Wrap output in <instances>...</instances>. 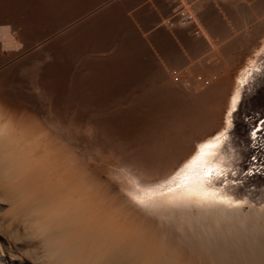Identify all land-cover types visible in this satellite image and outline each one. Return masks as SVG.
I'll use <instances>...</instances> for the list:
<instances>
[{"label": "bare ground", "instance_id": "1", "mask_svg": "<svg viewBox=\"0 0 264 264\" xmlns=\"http://www.w3.org/2000/svg\"><path fill=\"white\" fill-rule=\"evenodd\" d=\"M83 2V0H0V25L9 20L18 19L21 12L25 18L23 24L28 32L36 36H46L56 30L63 21L77 14L81 7L85 10L91 7L90 2L86 3L89 7H85L86 4L83 6ZM180 9L183 11V8ZM262 17L264 18L263 15ZM263 20L260 21L263 22ZM197 21H193V27L195 26L196 30L199 28ZM191 22L185 24H192ZM103 23L104 21L101 24ZM91 24L94 25V22ZM80 25L78 29L77 26L76 29L73 28L75 31H71L73 35H77ZM89 28L93 31L97 29ZM201 28L198 30L205 29ZM83 29L82 27V31ZM83 33L84 36L86 32ZM99 33L101 34V30ZM96 37L94 35L93 39ZM200 37L205 43H209V40L207 41L209 35L207 39L204 35ZM106 39L108 40L109 36ZM201 42L204 44L203 41ZM60 44L53 42L52 48L56 57L53 76L57 77L61 88L66 85L65 69L72 67L67 65L69 66L67 69L63 63V58L65 61L67 55H63L64 47L61 48ZM88 45H90L89 42ZM210 45L209 48L213 51ZM1 49L0 59L3 57ZM184 51L187 52L186 48ZM259 53L264 55V44L257 52L258 55ZM119 61L116 62V67L121 62ZM112 62L115 61H111V64ZM129 62H131L130 59ZM94 63L91 65L93 68ZM230 63H228L229 66ZM73 66L75 69L74 64ZM110 69L113 67L110 66ZM115 69L118 68L111 71ZM261 69L262 66L254 59L239 71L233 82L227 77L229 72L226 75L227 78L222 76L223 79H219L220 82L218 80L215 84L216 78L204 79L206 75L201 77L204 79L201 82L197 81L199 78L195 79L196 81L193 80L195 84H200L202 89L209 87L203 90L201 87L199 90L197 87L191 88L192 84L189 82L183 86L191 89L184 88L177 74H173L176 76L174 79L177 88L176 91L171 89L172 96L175 95L178 103L180 102L179 108L175 109L176 105L173 108V111L175 109L174 112L172 111L173 114L170 110L172 116L169 117L171 114L167 116L168 113L163 115L161 112L166 107L163 108L161 105L162 110L156 108L158 104L156 102L154 106L156 112H152L154 116L149 114L152 116L151 119L147 116L151 124L149 128L144 129L145 132L141 131L140 134L123 133V131L114 134L112 128L117 129L116 122L101 121L87 114L89 109L92 110L96 106V100H90L88 96L95 97L103 94L104 88L96 85L75 86V88L63 86L65 99L70 96L76 97L74 102L80 112L72 117L68 112L70 109L64 108L61 118L55 121L41 120L35 109L24 106L17 108L14 102L0 94V220H6L4 230L0 233L4 244L3 250L0 248V256H5L11 261H24L27 264H264V196L261 201L259 199V203H255L248 192L237 191L238 182L236 181L242 179L239 177L240 153L232 140L235 115L241 109L246 89L255 85L253 84L255 77L262 74ZM129 70L132 69H128L127 78H134L135 75L132 77L128 74ZM94 71L96 70L91 71L92 74L95 73ZM92 74L91 76H95ZM110 75L113 74L110 72ZM121 75L124 77L125 74ZM221 75H223L222 72ZM101 76L97 80L101 81ZM88 78L91 79L90 76ZM111 84H109L110 87ZM133 84L132 87H134ZM114 85V90L118 89L119 85L118 87H116L117 83ZM108 86L106 85L105 88ZM127 88L125 87V90L129 91L130 87ZM107 92L106 94L109 95L110 92ZM228 92H230L229 95ZM168 94L171 95V93ZM86 96L89 100L85 99ZM233 97L237 98L238 103L236 111L229 116L228 113L232 111ZM97 98L100 97L97 96ZM182 101L188 103L187 108H182L186 105ZM101 105L96 107L100 108ZM135 107H137L136 110L139 109V105ZM93 113L89 111V114L93 115ZM136 113L139 115V112ZM159 113L161 118L157 117ZM145 117L144 115L141 119ZM147 117L146 121H148ZM126 118L116 124L126 128L125 125L133 120L128 118V121ZM228 121H231L232 125ZM261 122L257 123L252 130L260 129L256 137L253 138L250 135L256 147L255 150H259V153L254 152L257 155H254V161L251 162V167L243 177L244 179L249 177L261 179L264 175V160L261 162L264 142L260 140L264 123ZM138 125L141 128V125ZM57 127H61L63 134L57 132ZM207 142L217 146L205 149L210 154L199 156V146ZM193 157H199V162H192ZM209 170L212 171L211 178L205 176V172ZM261 186L264 189V184ZM205 194H207L206 199ZM137 200H144V205L137 203ZM245 206L249 209L246 210ZM12 249L16 251L14 256L8 252Z\"/></svg>", "mask_w": 264, "mask_h": 264}, {"label": "rangeland", "instance_id": "2", "mask_svg": "<svg viewBox=\"0 0 264 264\" xmlns=\"http://www.w3.org/2000/svg\"><path fill=\"white\" fill-rule=\"evenodd\" d=\"M83 1L85 2V3L84 2L82 3L83 6L87 2H90L89 6L91 7L93 6V7L92 8L89 7L88 4L85 5V7L86 6L89 7L86 10L84 7L83 8L81 7L78 13L75 14L76 16L73 15L71 18L66 19V21H63V23H61L59 27L57 26L56 30L52 31V33H49L46 36L45 35L36 36V34L32 32L30 31L28 32L25 25L23 24L25 18L23 15H21V12H20L18 19L9 20L8 22H5L0 25V49L2 48L1 52L3 54L2 59H0V77H1L0 78V94L3 95L6 99H9L12 103L14 102L15 104L14 106H16L17 108L24 106V107H27L28 109L30 108L35 109L37 113L39 114V116L41 117V120L49 121L48 119H50L51 121L53 119V121H55L57 118L58 119L61 118V116L63 115L64 108L70 109L68 112H69V115L72 117H75L80 112V110L76 106V102H74V98L75 100L77 99L76 97L71 98L70 96L65 99L66 96L64 95V91L62 90L63 86L75 88V86L80 87V86H95L96 85L101 88L102 87L104 88V89L102 88L103 94L97 95L100 98H97V96L95 97H91L88 95L87 96L90 98V100L92 99L96 100V106L98 107L102 103L104 104H102L101 105L102 107L100 108L96 106H95L96 108L95 107L92 108V110L94 109L95 111L94 110L92 111L89 109L87 111V114L92 117L93 116L96 117L95 119H100L101 121L107 120L113 123L114 122L117 123L123 120V118L125 119L126 117H127L126 118L127 120L128 118L131 120L132 119L134 120L135 118L137 119L139 118L138 120L139 121L141 120L142 122H139L137 121V119H135L136 123H134L135 120L134 121L132 120L130 124H126L127 126L125 125L126 128H124L121 124L115 123V126L117 125L116 126L117 129L112 128L113 129L112 132L114 134L122 133V131L123 133L132 134V132H134L136 134H140L141 131L145 132L144 129L146 130V128H149L151 124V121L149 120V118L154 116V113L152 112H154L156 108L161 109L162 107L163 108L166 107L165 109L162 108L163 111H161L162 109L160 111L163 113V115L164 113L165 114L168 113L167 116H169L171 113L173 114L175 109L179 108L180 102L178 103L176 97H174L175 95L172 96L173 94L172 90L174 91L177 88V86H175L177 85V83H175V79H174L176 76H178L179 80H181L180 82L182 84V85L180 84L181 86H183V84L187 85V83L189 82V84H192L191 88L197 87L199 90V88L201 87V90H203L209 87L207 88L203 87L202 89V86L200 84L194 83L196 81L195 79L201 78L202 76L204 77V75H206L204 79L206 78L215 79L216 78L214 80V84H215V82L218 83L219 79L222 80L223 77L225 78L229 72L230 74L227 77L229 78L230 81L232 80L231 82H233V80H235L236 76L238 75L239 71L245 65H247L249 61L256 59L258 61V64L262 66V69H261L262 74H259L258 76L255 77L254 79L255 81L253 82V84L255 85H251L250 86L251 88L246 89L245 97H244L241 109L235 115V126H234V130L232 131V140H233V144L236 147V150H238V152L240 153V160L238 161L239 167H240L239 177L242 179H239L236 181L238 182L236 189L238 192H248L250 194L251 199H253L255 203H259V199L261 201V199L264 196V189L261 186L262 184H264V175L261 176V179L258 177H249V178L244 179L243 177L249 171V168L251 167L250 164L252 161H254L253 158H255L254 155H257L259 153V150H255L256 147H254L253 145L254 143H252L253 141L251 139L250 132L253 130V128L255 127L257 123L260 124L261 121H264V58H263L264 55L263 53H259V55L257 54L259 49L261 50L264 44V26H263L264 20L263 22H261L262 19H264L262 17V15L264 16V3H263L264 0H244V1L243 0H223L225 2H223L222 0H88V1L86 0L87 2L85 0ZM95 2H98V3H95ZM243 2L244 4H242ZM231 3L233 4L231 5ZM245 4H246V7H245ZM259 4L260 5L262 4V5L260 6ZM177 7L179 9L183 8V12L184 14H186L185 18L184 17L182 18L178 14L180 10L177 9ZM173 9H174V12L172 14ZM259 12L263 14H260ZM187 15L189 16L187 17ZM253 16L254 17L256 16L258 18H254ZM94 20H96V22ZM103 21L105 25H103L104 23L101 24ZM193 21L199 22L198 25L196 22V25L199 28H201L202 26L205 29L201 28L203 30L200 31L198 30L199 29L198 28L196 30L194 28L195 26L193 27L194 25ZM87 22H89L90 24L89 23L86 24ZM92 22H94V25L91 24ZM189 22H191L192 24H188V25L185 24ZM237 23H240V24H237ZM85 24L88 27H91V29H93V27L97 29H95V31L90 30V28L88 29L87 26L85 27ZM78 25L81 26L79 27L80 30L77 31L76 33L77 35H73V32L71 31H74L73 28L76 29V26L78 29ZM223 25H225L224 26L225 28L223 27ZM243 26L244 28H242ZM82 27L84 28L83 29L84 31H82ZM207 27L209 31L211 30L213 31L211 32L206 31L208 30ZM98 30L99 32L101 30V34L99 32H96ZM90 31L95 32L97 34H93ZM104 31H106V33H103ZM198 31L199 33L200 32L201 33L200 34L197 33ZM219 31L221 33H219ZM83 32L84 33L86 32L85 33L86 35ZM142 32H144V34ZM214 32L215 34L213 35ZM80 33L81 35H79ZM82 33L84 34V36L82 35ZM104 34H106L105 35L106 37L109 36L108 40L106 39ZM201 34L204 35L206 39L208 38L207 36L209 35V38L207 39V41L209 40L208 41L209 43L207 42L205 43L203 38L200 37L202 36ZM94 35L95 37L98 35L99 38H97L98 37L97 36L95 39H93ZM233 36L236 40L232 38ZM89 37L91 38L90 39L91 41L89 40ZM83 38L85 39V41H83L84 40ZM199 38H200V42H199ZM210 38L213 40H211ZM57 39H59V41ZM74 40H78L79 42L78 41L76 42ZM98 40H99V43L101 44L102 42V45L104 46L102 45L100 46V44L98 43ZM104 40L106 43L104 42ZM218 40L220 41L218 42ZM201 41H203L204 44ZM210 41L212 42L210 43ZM53 42H59V44L61 43L60 44L61 48L64 47L62 50H64L65 52L64 53L62 51L64 53L63 55L64 56L67 55L65 57V61L63 58V63H65V66L67 69L69 67L67 65H70L72 67V68L70 67L71 69H68V70L65 69L66 76H67L65 84L67 86L63 85L61 86V88H60L61 83L57 81L56 76H53V72L55 69L54 67L56 65V57H55V54L53 53L54 50L52 48ZM80 42L82 43L80 44ZM83 42H85V45L82 46ZM88 42L91 46L88 45ZM77 43L80 44V47H79V44ZM92 44L94 45L96 44V46ZM105 44H108V45H105ZM209 45L210 47L212 46L213 51L211 50V48H209ZM79 48L80 50H78ZM185 48L187 52L184 51ZM210 55H212V57L214 58H212ZM123 57H125V59H123ZM126 58L128 59L127 62H126L127 60ZM129 59L131 62H129ZM215 59L216 61L218 60L220 62H216ZM119 60L120 61L122 60V61L120 62ZM183 60H186V61H183ZM111 61H115V62H112L111 64ZM118 61L120 62L118 63L120 66L117 65L118 67H116L115 64ZM93 63H94V68L93 66H91ZM98 63L100 65L102 64L101 67H99L100 65ZM228 63H230V66ZM232 63H233V66H232ZM73 64L76 67L75 69H74ZM103 65L104 67H102ZM109 65L111 66V68L113 67V69H110ZM126 65L128 66L126 67ZM215 65H217L216 68H215ZM218 66L219 67L221 66L220 69ZM222 66H223V69H222ZM105 67H107V69ZM99 68L101 72H99L100 71ZM102 68H104L105 70ZM114 68L119 69V70L115 69L117 73L115 71H111V70H114ZM210 68H212V70ZM124 69L125 71H123ZM128 69H132V70H129L130 73L128 72V74H130L132 77L135 75L134 78H131V77L127 78L126 73ZM92 70H96V71L99 70L97 71V73L96 71H94L97 75L93 73L95 74L96 77L92 74L91 72ZM108 71H109V74H108ZM122 71L123 73H120ZM110 72L111 74H113L112 76H114V78L117 77V79H113V77L110 75ZM221 72L223 75H221ZM223 72L224 73L227 72L225 76ZM90 73L93 76H91ZM104 73L106 74L104 75ZM121 74H125L126 76L124 75L123 77ZM173 74L174 75L177 74V75L174 76ZM187 75H189L190 77L189 76L187 77ZM193 75L196 78L194 77L192 78ZM216 75H218L219 78ZM89 76L91 77V79L88 78ZM100 76H101V81L98 79L100 81L99 82L97 78L98 77L100 78ZM107 76H109L110 79ZM169 77H170V80H169ZM125 78H127L128 80ZM166 78L168 79V81ZM132 79H133V82H135L134 84L132 82ZM204 79L202 78V80ZM110 80L111 82L116 81L114 84L117 83L116 87H118L119 85L120 88L118 87V89H115L116 90L115 91L114 90L115 85L111 84ZM193 80L195 81L193 82ZM93 81L96 83L93 84L94 83ZM197 81L201 82L199 80ZM88 83L90 85H88ZM131 83L134 85V87L131 86L132 85ZM109 84H111V87ZM120 84H123V86L125 84L126 86L122 87ZM106 85L107 86L109 85V86L105 88ZM125 87L126 88L130 87L129 89L130 92L128 90H125ZM185 87L189 88L187 86ZM109 88H111L112 90L110 89L109 91L108 90ZM105 91L106 92L108 91L110 93L112 91L111 94L113 95H111L110 93L109 95H107ZM168 93H171V95ZM229 93L230 92H228V95ZM87 96L85 97V99L89 100ZM102 96H104V98ZM175 101H177V103H174ZM156 102L158 104H156ZM149 104L151 106L153 105V107H151ZM183 104L184 105L186 104V105L182 108L188 107L187 102L184 101ZM138 105H139L140 110L139 109L137 110L139 111H137L136 110L137 107H135ZM161 105L162 107H160ZM154 106L156 108H154ZM128 107H129V110H128ZM131 107H134V108H131ZM174 107L175 109L173 111ZM130 109H132L131 112H130ZM164 110H166V112H164ZM170 110H171V113H170ZM89 111L90 113L94 112L93 115L89 114ZM136 112H139V115H142L143 113L146 117L149 116V118L147 117L148 121H146L147 120L145 119L146 117L141 119V117H143L144 115L140 117L139 115H136L138 114ZM149 114H152V116H150ZM172 114L169 117H171ZM167 116H164V117H167ZM157 117L161 118L160 113L157 115ZM143 121L145 122L146 125L144 124ZM146 122L149 125H147ZM138 124L141 125V128ZM137 126L138 128H136ZM119 127L121 128V130H119L120 129ZM57 132L63 134V130L61 129V127L59 128L57 127ZM263 136H264V131H263L262 136L260 137V140H263L264 142ZM254 152L255 153L258 152V153L255 154ZM261 154L263 155V158H264V152H262ZM263 158L261 159V162L264 160ZM245 209L248 210L249 207L245 206ZM5 224H6V220H2V221L0 220V233L2 230H4ZM2 240L3 239L0 238L1 250H3L4 248V244ZM8 252H10L12 256L16 254L15 253L16 251H14V249ZM7 259L8 258H6L5 256H0V264H27L24 261L18 262V260L11 261Z\"/></svg>", "mask_w": 264, "mask_h": 264}, {"label": "snow or ice", "instance_id": "3", "mask_svg": "<svg viewBox=\"0 0 264 264\" xmlns=\"http://www.w3.org/2000/svg\"><path fill=\"white\" fill-rule=\"evenodd\" d=\"M237 103H238L237 98H236V97H233V98H232V111L228 113L229 116H231L232 113L236 111ZM228 123H229L230 125H232V122H231V121H228ZM261 123H264V121H262ZM232 126L234 127V125H232ZM258 131H260V129H257V130H255V131L250 132V135H251L253 138H255L256 135H257V132H258ZM216 146H217V145H214V144H212L211 142H207L206 144H203V145L199 146V156H206V155L210 154L209 152H206L205 149H211V148H214V147H216ZM253 159H254V158H253ZM192 162H197V163H198V162H199V157H193V161H192ZM192 162H190V163H192ZM187 166H188V165H186V167H187ZM205 176L208 177V178H211V176H212V171H211V170L206 171V172H205ZM178 186H179V185H178ZM204 198H205V199L207 198V194H205V197H204ZM222 202H225V201H222ZM137 203H139V204H141V205H144L145 202H144V200H137Z\"/></svg>", "mask_w": 264, "mask_h": 264}, {"label": "built area", "instance_id": "4", "mask_svg": "<svg viewBox=\"0 0 264 264\" xmlns=\"http://www.w3.org/2000/svg\"><path fill=\"white\" fill-rule=\"evenodd\" d=\"M181 11V12H180ZM180 11L178 12V14L181 16V17H185L186 14H184V12L180 9ZM188 17V16H187ZM200 81H203L202 78H199Z\"/></svg>", "mask_w": 264, "mask_h": 264}, {"label": "crops", "instance_id": "5", "mask_svg": "<svg viewBox=\"0 0 264 264\" xmlns=\"http://www.w3.org/2000/svg\"><path fill=\"white\" fill-rule=\"evenodd\" d=\"M173 12H174V9H173V11H172V14H173Z\"/></svg>", "mask_w": 264, "mask_h": 264}]
</instances>
